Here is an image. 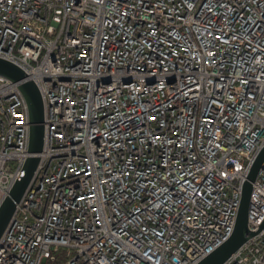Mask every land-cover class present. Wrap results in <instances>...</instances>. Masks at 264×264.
I'll return each mask as SVG.
<instances>
[{
	"label": "built area",
	"instance_id": "1",
	"mask_svg": "<svg viewBox=\"0 0 264 264\" xmlns=\"http://www.w3.org/2000/svg\"><path fill=\"white\" fill-rule=\"evenodd\" d=\"M0 58L40 96L42 149L0 264H195L235 224L264 146V0H0ZM0 75V204L29 154ZM254 233L222 264H264Z\"/></svg>",
	"mask_w": 264,
	"mask_h": 264
},
{
	"label": "water",
	"instance_id": "2",
	"mask_svg": "<svg viewBox=\"0 0 264 264\" xmlns=\"http://www.w3.org/2000/svg\"><path fill=\"white\" fill-rule=\"evenodd\" d=\"M0 75L11 82H20L18 89L23 96L29 121V138L26 158L22 167V175L14 182L7 195L0 204V237L7 227L15 210V204L20 200L26 190L36 169L38 158L34 155L42 149L43 125L42 103L35 85L25 80V73L11 62L0 58ZM264 162V146L256 154L241 188V198L235 224L230 237L210 254L195 264H222L225 262L248 238L254 235L248 231L247 213L251 193V183L255 180L258 170Z\"/></svg>",
	"mask_w": 264,
	"mask_h": 264
},
{
	"label": "bare ground",
	"instance_id": "3",
	"mask_svg": "<svg viewBox=\"0 0 264 264\" xmlns=\"http://www.w3.org/2000/svg\"><path fill=\"white\" fill-rule=\"evenodd\" d=\"M38 154V153H37ZM35 156H36V154H34ZM29 156H30V154H29Z\"/></svg>",
	"mask_w": 264,
	"mask_h": 264
}]
</instances>
